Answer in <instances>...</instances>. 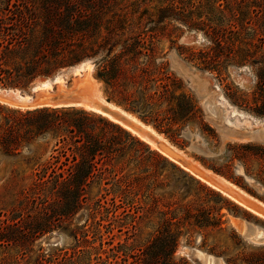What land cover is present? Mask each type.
Returning a JSON list of instances; mask_svg holds the SVG:
<instances>
[{
	"label": "rangeland",
	"instance_id": "1",
	"mask_svg": "<svg viewBox=\"0 0 264 264\" xmlns=\"http://www.w3.org/2000/svg\"><path fill=\"white\" fill-rule=\"evenodd\" d=\"M262 10L264 0H0V24L10 27L16 39L40 40L47 33L56 35L60 27L66 40L116 41V52L139 40L140 63L156 80L145 91L152 99L132 85L126 89L132 99L138 98L147 120L107 101L96 65L100 53L71 66L84 62V76L68 67L24 88L0 86L32 101L20 107L0 100V264H165L173 238L176 264H202L189 254L192 250L212 256L213 264H253L259 259L250 257L264 254L263 213L250 206L264 209V86L258 83L259 65L235 66L226 46L218 49L204 34L201 21L226 29L222 34L236 47L247 48L246 42L258 45L257 37H264L256 16ZM250 28L257 29L254 35ZM212 47L220 65L205 68L198 57ZM56 75L63 87L50 82ZM39 80L49 81L48 97L35 88ZM75 93L86 95L89 103H50ZM57 107H74L111 125L95 120L90 128L109 148L87 181L79 177L87 165L72 161L77 153L66 148L69 139L58 142L66 133L43 124L56 117L37 113ZM232 108L253 125L240 128L238 115L230 118ZM241 133L257 141H225ZM204 142L216 155L202 151ZM189 166L230 183L219 190ZM241 166L245 176L234 172ZM228 188L258 214L225 194ZM243 210L249 221L242 218ZM236 218L263 230L248 238ZM260 234L259 241L253 239Z\"/></svg>",
	"mask_w": 264,
	"mask_h": 264
},
{
	"label": "trees",
	"instance_id": "2",
	"mask_svg": "<svg viewBox=\"0 0 264 264\" xmlns=\"http://www.w3.org/2000/svg\"><path fill=\"white\" fill-rule=\"evenodd\" d=\"M256 16L260 19L258 31H264V11H258ZM249 24V22H247ZM203 26L201 30L210 39V41L218 48L222 49L226 46L228 56L235 66H255L259 65L257 78L258 83L264 86V42L263 36H258L259 44L250 41L246 42L247 48H238L231 41V37L222 34L226 29L217 28L210 22L201 21ZM191 27V25H189ZM5 28L7 30H5ZM193 28V27H192ZM10 27H4L0 24V86L8 87H27L35 79L40 77H50L57 71L71 67L79 63L84 58H93L95 54H101V58L96 62L98 65V77L105 83L106 99L113 102L135 114H139L143 119L147 120L142 108L137 105L138 98L132 97L126 92L128 86H134L135 91L139 90L145 97L152 99V95L146 96V89L152 83L155 84V76L152 70L140 63L141 47L140 41H130L116 50L118 42L111 39H102L101 41H86L84 39H64L61 28L57 29V34L52 36L48 33L42 39L35 40L32 38L16 39L8 30ZM253 35L257 29L250 28ZM228 33H234L228 30ZM248 33V32H247ZM251 47H254L251 48ZM262 53L258 55V51ZM213 47L210 50L202 52L198 57L199 61L205 68L212 65V68L220 65V61L216 54H213ZM237 51L238 55L235 54ZM165 87V86H163ZM156 92H154L155 94ZM47 113L56 117L55 120L50 119L47 124L48 130L53 131L60 128L66 133L58 136V142L69 140L66 144L68 150L73 149L77 155H71L72 161L77 165H87V171L82 177V181H87L93 171L97 169V164L104 157V152L108 149V145L103 144V137L95 136L90 128L95 120L102 122L104 125L111 126L110 123L102 121L100 117H96L92 113L78 110L74 107H57L44 108L37 113ZM264 114V112H260ZM114 126V125H112ZM45 132V131H44ZM130 137V135H128ZM138 142V141H137ZM65 152V151H63ZM65 159L68 157L65 155ZM80 158L79 160L77 158ZM62 177V175H58ZM222 206L219 207V226L223 224L221 213ZM242 218L249 221L245 215L248 214L243 210ZM238 217L235 212H232ZM177 239L171 241V248L165 259V264H176L173 259V252ZM250 257H257L253 264H264V254L255 253ZM250 257H246V262Z\"/></svg>",
	"mask_w": 264,
	"mask_h": 264
},
{
	"label": "bare ground",
	"instance_id": "3",
	"mask_svg": "<svg viewBox=\"0 0 264 264\" xmlns=\"http://www.w3.org/2000/svg\"><path fill=\"white\" fill-rule=\"evenodd\" d=\"M84 63V62H83ZM87 64V63H86ZM85 64V65H86ZM84 64H82L80 67H77V68H74V72H75V74L76 75H79L80 74V68L83 66ZM85 67V66H84ZM91 66L89 65L88 67H87V69L89 70V69H91L90 68ZM83 68V67H82ZM85 70V69H84ZM87 70V71H88ZM83 73H84V71H83ZM87 73V72H86ZM81 75V74H80ZM84 75H85V73H84ZM84 75H81V76H84ZM81 76H79L80 77V79H81ZM75 78V77H74ZM85 78V77H84ZM53 81H55V82H58V84L60 85V87L63 85L62 84V81L63 80H61V78H60V76H57V77H55V79L53 80ZM80 81V80H79ZM51 82V81H50ZM76 82H77V80H76ZM75 81L73 82V83H76ZM62 84V85H61ZM74 85V84H73ZM51 85H50V83H49V81L48 80H43L39 85H37V86H35V88H38V89H40L39 91V94H40V96L41 95H46L47 94V97H48V94H50V92H49V88L51 89V87H50ZM63 87V86H62ZM74 87H76L75 85H74ZM38 89H37V91H38ZM64 89V88H63ZM66 89H68L69 90V88H66ZM66 89H64V90H66ZM52 91V90H51ZM0 92H2V93H4V91L3 90H1ZM53 92V91H52ZM60 92V91H59ZM62 92V91H61ZM60 92V93H61ZM38 94V95H39ZM52 94H54V93H52ZM6 95H7V99H5V100H2V98H0V100H2V101H7V102H9V103H12V104H15V105H18V106H20V107H22V106H28V105H30V104H32V101L29 99V97L28 96H19V95H17L16 93H14V92H11V91H8V92H6ZM37 96V95H36ZM52 96V95H51ZM38 97V96H37ZM4 98H6L5 96H4ZM43 98H45V97H43ZM47 99V98H46ZM33 100V99H32ZM41 101V100H40ZM3 103V102H2ZM89 103V102H88ZM84 104V103H83ZM86 104V103H85ZM85 104H84V107H86L85 106ZM103 105L104 104H106V103H102ZM110 104V103H109ZM40 105H42V104H40ZM82 105V104H81ZM48 106V105H47ZM53 106V105H52ZM76 106H78V105H76ZM17 107V106H16ZM92 107H94L93 105H92ZM97 107V106H96ZM29 108V107H28ZM31 108V107H30ZM87 108V107H86ZM109 108H112V107H109ZM108 108V109H109ZM114 108V107H113ZM119 108V107H118ZM114 111V110H113ZM230 114L231 115H238L239 113H238V111H236V110H234L233 108L232 109H230ZM111 119H113L114 121H118V120H116L115 118H112L111 117ZM126 119V118H125ZM121 122V121H120ZM133 126V125H132ZM127 127H129V126H127ZM150 129V128H149ZM138 132V131H137ZM139 134V133H138ZM152 143V145H156L154 142H151ZM172 146V145H171ZM171 146H169V147H171ZM156 147V146H155ZM168 147V148H169ZM160 149H161V151H164L165 149H163L162 147H159ZM158 148V149H159ZM171 148H173V147H171ZM159 149V150H160ZM170 152H172V151H170ZM165 153V152H164ZM166 153H168V152H166ZM165 153V154H166ZM169 155H171V154H169ZM174 156V155H173ZM195 167V166H194ZM191 167L189 166V169H190ZM192 170V172H194V174L196 175V176H198L199 178H201L202 180H204L206 183H208L209 185H212L213 187H216V188H218L219 190L221 189V185H225V184H222V183H218L217 182V180L215 179V178H213V177H211L209 174H205V173H202V172H200V171H198V169H196V168H191ZM190 171V170H189ZM226 186V185H225ZM231 188H228V189H226V191L227 192H225L224 191V193L225 194H227L228 196H230L232 199H234V200H236L237 202H239L240 204H242L243 206H245L246 208H248L249 210H251V211H254L255 213H257L255 210H253V209H251V207H247L242 201H240L238 198H237V196H235L234 195V191H232V190H230ZM258 214V213H257ZM259 215H261V216H263L264 217V215L263 214H261V213H259ZM233 224H234V226L238 229V230H240L241 232H242V228H241V226L238 224V222H236V220L235 221H233ZM260 236H261V234L260 235H257V237L256 238H253V239H255L256 241L258 240H260ZM190 255H192V257L194 256L195 258H197L198 260H200L201 261V263L202 264H213L212 263V260H213V258H212V256H210V255H207V254H204L203 252H200V251H198V250H192L190 253H189ZM221 264H223V263H221Z\"/></svg>",
	"mask_w": 264,
	"mask_h": 264
},
{
	"label": "crops",
	"instance_id": "4",
	"mask_svg": "<svg viewBox=\"0 0 264 264\" xmlns=\"http://www.w3.org/2000/svg\"><path fill=\"white\" fill-rule=\"evenodd\" d=\"M230 118H233V116L232 115H230ZM236 121H237V123L239 124V126H240V128H245V127H249V126H252L253 125V123H252V121H249V119L247 118V117H241V116H237L236 117ZM248 122H250L249 124H248ZM248 124V125H247ZM227 135H229V134H227ZM246 140V141H257V140H254V139H251V137L250 136H246V135H244L243 133H241V134H237V136H229V138H226L225 137V141L226 142H228V141H232V140ZM217 144L214 146V148L217 150L218 148H219V137L217 136ZM204 145H205V147H200V148H203L202 149V151L204 152V153H206V151L208 152V154L209 155H216V153H214L211 149H210V147H209V142H204ZM207 154V153H206ZM234 169V172L237 174V175H239V176H245L244 175V173H243V167L241 166V170H237V168L236 167H234L233 168ZM211 176H213L216 180H217V182L218 183H222V184H227V183H230L228 180H226L224 177H222V176H220V175H218V174H212ZM251 180H253V179H251ZM225 182V183H224ZM253 182H255L256 183V181L255 180H253ZM264 210V209H263ZM236 219H238V221H240L239 223L241 224V225H243L244 227H246V230H247V236L246 237H248V238H251V236L255 233V231H262L263 229L261 228V227H258V226H255L254 224H251L250 222H248V221H244V220H242V219H239V218H236ZM252 227H255V229H253ZM263 235H264V231H263Z\"/></svg>",
	"mask_w": 264,
	"mask_h": 264
},
{
	"label": "water",
	"instance_id": "5",
	"mask_svg": "<svg viewBox=\"0 0 264 264\" xmlns=\"http://www.w3.org/2000/svg\"><path fill=\"white\" fill-rule=\"evenodd\" d=\"M187 41H192L193 38L192 37H187L186 38ZM82 64L84 63H81L77 66H74V67H71L70 69H74V68H77V67H80ZM58 75L54 76L50 81L52 82L55 77H57ZM43 80H39L37 83L40 84ZM54 82V81H53ZM2 89H0L1 91ZM4 93L0 92V98H2V100H5L7 99V95H6V92H8V90H3ZM4 96L6 98H4ZM88 97L86 95H80V93H75L74 95H65V96H57L56 98L52 99L50 101V103L54 106H71V105H75V104H78V103H81V102H88ZM106 113H109L111 115H113V117H115L116 119H118L119 121H122V122H127V120L122 117L121 115L117 114V113H114V112H111L109 110H107L106 108L103 109ZM250 205V204H249ZM251 207H254L258 210H260L263 214H264V210L255 206L254 204H251L250 205Z\"/></svg>",
	"mask_w": 264,
	"mask_h": 264
}]
</instances>
